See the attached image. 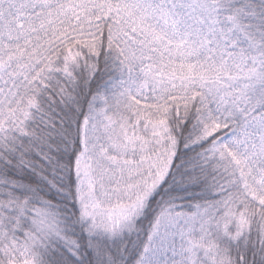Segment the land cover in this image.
<instances>
[{"label": "snow or ice", "instance_id": "snow-or-ice-1", "mask_svg": "<svg viewBox=\"0 0 264 264\" xmlns=\"http://www.w3.org/2000/svg\"><path fill=\"white\" fill-rule=\"evenodd\" d=\"M0 264H264V0H0Z\"/></svg>", "mask_w": 264, "mask_h": 264}]
</instances>
